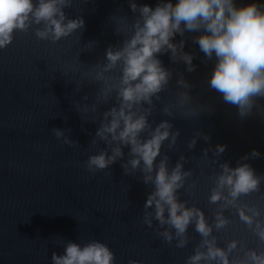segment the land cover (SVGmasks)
<instances>
[{
  "label": "water",
  "instance_id": "water-1",
  "mask_svg": "<svg viewBox=\"0 0 264 264\" xmlns=\"http://www.w3.org/2000/svg\"><path fill=\"white\" fill-rule=\"evenodd\" d=\"M136 2L154 8L158 0ZM250 2L236 0L237 6ZM65 12L71 19L82 17L85 28L57 43L38 40L34 29L17 31L12 44L0 50V264H52V253L62 254L68 241L83 245L91 240L111 249L114 264H185L201 238L190 227V242L180 249L176 241L169 245L156 234L157 222L153 228L143 223L150 189L138 179L139 173L124 175L123 161L96 173L85 167L88 157L105 145L90 143L99 126V122L90 121L98 113L80 115L76 107L83 109L95 102L100 85L89 83L91 75L95 65L105 59L106 49L119 46L124 39L114 31V25L123 23L120 16H126L129 23L135 18L129 2L73 0ZM197 35L186 32L173 41L185 40L184 51L196 57V71L188 73L183 63L173 64L169 54L158 57L173 71V78L160 94V101H154L156 109L149 121L155 127L167 120L180 131L174 149L169 150L165 142L162 152L169 155L171 166L181 155L186 157L184 170L193 172L188 183L196 182L198 187L194 194L182 189L181 200L199 207L211 224L220 205L208 203L214 186L209 177L219 171L220 163L230 162L234 168L241 157L256 149L261 157L244 162L264 176V117L254 108L252 115L241 119L236 107L224 103L221 95L208 87L215 58L202 62L206 57L193 43ZM91 41L96 46L89 44ZM85 73L90 75L86 78ZM177 73L192 85L191 106L201 112L199 116L184 117L179 110L177 93L184 89L177 87ZM82 80L83 87L77 92L76 85ZM85 95L87 101L83 100ZM113 102L100 106L99 111L107 110ZM166 104L176 106L174 118L161 111ZM258 104L264 106V99ZM54 128L64 130L79 146L69 147L58 140ZM196 130L207 134L210 141L200 139L189 151L187 142ZM216 145L227 148L218 158L209 152L204 159L202 150ZM124 151L127 154L128 149ZM240 203L264 210V184L259 193L242 197ZM223 214L232 223L213 232L221 247L231 239H247L250 247H257L236 209L229 208Z\"/></svg>",
  "mask_w": 264,
  "mask_h": 264
},
{
  "label": "clouds",
  "instance_id": "clouds-1",
  "mask_svg": "<svg viewBox=\"0 0 264 264\" xmlns=\"http://www.w3.org/2000/svg\"><path fill=\"white\" fill-rule=\"evenodd\" d=\"M89 0H85L88 3ZM134 19L129 23L126 16H120L123 23L114 25L116 35L123 36L119 46H109L105 59L95 65L90 84H99L95 102L81 113L94 115L91 123L99 126L90 143H102L98 154L90 155L85 162L89 173L109 169L120 164L124 175L139 173V180L150 189L146 197L143 223L153 228L156 234L177 248H185L189 242L188 229L201 238L185 264H264V210L256 205L240 203L242 197L259 193L264 184V176L257 175L255 169L244 161L258 159L261 153L253 149L231 167L230 162L219 164V171L209 179L214 186L208 197L209 204H219L220 210L214 214L210 224L205 213L188 200H181L180 191L195 193L197 183H188L192 170L185 171L188 162L181 155L174 166L170 157L162 152L167 142L169 150L174 149L180 131L167 120L153 127L149 121L156 109L154 101H160V94L168 89L173 71L165 68L158 57L169 54L173 64L183 63L188 73L196 71L193 54L184 51L185 40L174 43L176 36L185 33H199L193 37L207 63L215 58V65L208 87L219 93L224 103L237 108L243 119L257 109L264 117V106L258 104L264 99V2H252L237 6L236 0H158L153 8L147 4H137L128 0ZM73 0H0V50L12 44L17 31L27 33L34 29L38 40L57 43L85 28L84 19H71L65 9L71 8ZM95 45V41L89 42ZM90 74L85 73L87 78ZM180 79L177 87L179 110L184 117L199 116L200 111L192 107L193 98L189 94L192 85L177 73ZM71 82V81H69ZM83 80L76 85L79 92ZM84 101L88 96L83 97ZM114 101L102 113L100 106ZM173 104L162 108L164 115L174 118ZM212 111V109L210 110ZM209 111V112H210ZM55 137L69 147L79 146L77 141L65 136V131L52 129ZM70 131V130H69ZM206 143L210 137L200 130L193 133L187 142L188 150L196 147L197 141ZM226 145L203 149V158L208 153L220 157ZM124 149H128L125 154ZM187 185V187H186ZM229 208L237 210L239 220L257 241V247H250L247 239H231L221 247L214 230L227 229L232 221L223 213ZM52 264H114L115 255L103 242L91 240L83 245L68 241L63 253L53 252ZM129 264H136L129 261Z\"/></svg>",
  "mask_w": 264,
  "mask_h": 264
}]
</instances>
